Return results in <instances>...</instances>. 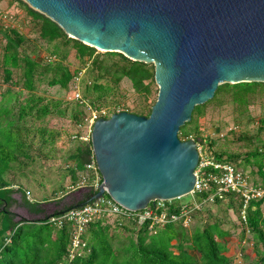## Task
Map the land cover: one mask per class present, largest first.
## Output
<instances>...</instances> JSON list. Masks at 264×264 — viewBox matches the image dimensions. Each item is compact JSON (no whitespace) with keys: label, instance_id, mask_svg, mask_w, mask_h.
I'll list each match as a JSON object with an SVG mask.
<instances>
[{"label":"trees","instance_id":"1","mask_svg":"<svg viewBox=\"0 0 264 264\" xmlns=\"http://www.w3.org/2000/svg\"><path fill=\"white\" fill-rule=\"evenodd\" d=\"M12 1L25 7L32 18L34 30L51 49L45 58H40L37 49L28 51L26 36L17 28L6 26L0 17V88L6 86V90L0 93V264H235V255H226L229 249L226 239L230 237V232L223 228V222L219 218L206 211L210 203L220 204L224 200L235 208L241 225L238 240L241 243L240 256L247 264H264V197L250 203L246 220L243 221L240 214L241 201L231 193L207 200L209 192H202L195 194L193 200L189 196L187 200L181 198L165 202L169 212L175 214H179L181 205L189 206L192 210L189 214L191 222L194 219L200 222V226H194L191 230L183 226L182 220L169 222L162 228L154 227L152 232L149 230V222L138 224L137 220L122 217L109 224L105 218L100 217L87 224L79 238V247L73 249L76 228L65 215L78 209L75 208L77 205L89 201L97 190L91 186L75 205L64 206L48 214L45 205L49 200L31 201L22 186L15 187L7 178L8 173L24 172L35 162V148L28 141V117L41 120L53 112L60 116L65 114L64 110L58 108L59 102L43 103V98L36 97L34 91L37 84L46 82L50 88L67 91L70 85L79 82L83 72L87 74L91 80L84 84L81 100L75 101L71 116L79 125L85 117L86 106L96 112L106 108L111 111V115L129 112L148 117L157 99L151 105L145 104L143 108L133 111L125 101L117 97V92L121 82L127 80L133 91L146 102L151 95V86L155 83L154 65L130 60L118 52H99L68 37L55 22L22 0ZM15 87L19 88L17 93L12 92ZM22 91L29 94L24 100H20ZM258 92H264L263 82L218 85L211 100L195 106L190 122L179 130V139H194L207 150L205 140L199 136L197 124V118L203 113V109L219 102L222 94H229L238 115L248 117L250 98ZM97 118L106 119L108 116L100 115ZM237 128L238 125L236 129L234 127L229 130V141L248 144L259 141L258 135L248 136L246 132L238 135L240 130ZM257 129L258 133L264 131V116L260 118ZM39 132L45 143L46 130L41 128ZM228 133L222 138H229ZM75 137L78 138L79 135ZM215 143L216 140L210 142L211 146ZM211 146L208 147V158L213 162L228 163L236 169L254 165L261 184L264 185V152L259 151L264 143L244 157L216 153L211 150ZM93 157L90 140L82 141L75 148L70 156L73 165L68 166L66 171L71 187L77 188L81 182L78 174L82 177ZM207 171L215 172L213 167ZM88 182L94 183V179H89ZM64 192L65 188L60 186L53 195L65 194ZM15 194L20 195L19 200L14 198ZM104 197L109 198L107 194ZM193 202L198 203L199 207L195 208ZM90 203L92 202L88 204ZM16 204L41 217L16 220L17 216L11 210ZM248 249L254 254L252 260L246 254Z\"/></svg>","mask_w":264,"mask_h":264},{"label":"water","instance_id":"2","mask_svg":"<svg viewBox=\"0 0 264 264\" xmlns=\"http://www.w3.org/2000/svg\"><path fill=\"white\" fill-rule=\"evenodd\" d=\"M68 37L154 65L158 95L148 117L97 119L90 142L99 188L130 212L189 196L198 143L179 130L220 84L264 83V0H23Z\"/></svg>","mask_w":264,"mask_h":264},{"label":"rangeland","instance_id":"3","mask_svg":"<svg viewBox=\"0 0 264 264\" xmlns=\"http://www.w3.org/2000/svg\"><path fill=\"white\" fill-rule=\"evenodd\" d=\"M0 17L6 26L15 27L26 36L28 51L34 48L37 49L40 58L47 56L51 46L39 38L37 31L33 28L32 18L28 15L23 5H20L17 1L0 0ZM1 52L0 48V64ZM90 80L91 78L83 72L79 82L75 85H70L67 91L50 88L46 82L37 84V89L34 91L36 97L43 98V103H47L48 101L59 102L58 108L64 110L65 114L64 116H60L58 113L53 112L41 120H36L33 116L28 117L26 122V127L29 131L28 141L32 142L35 148L33 152L35 162L28 166L24 172L18 173L13 171L7 174V178L15 187L22 186L27 191L28 198L31 201L43 202L44 200H49V203L45 205L48 214L64 206L75 205L89 191V188L93 186L92 182H88L89 179L95 178L93 172L86 170L82 174V177L81 174H78L80 175L81 182L77 188L70 186V177L66 172L67 167L73 165L70 156L75 151V148L82 143L79 137H83L84 139L89 130L92 129V111L89 106L85 107V117L81 125L76 123L71 117L75 107L74 93L77 91L82 95L84 84ZM5 90L6 86H1L0 93ZM18 91L19 88L17 87L12 88L13 93H17ZM157 95L158 86L154 83L151 86V95L145 102L143 98L133 91L127 80L121 82L117 92V97L125 101L127 106L133 111L143 108L145 104L151 105L157 99ZM28 96L29 94L26 91H22L20 100H24ZM250 99L251 104L248 108V117H240L238 115L229 94H222L219 102L209 104L203 109V113L197 118L199 136L205 140L204 145L207 148V150L205 149L206 152L203 149V154H210L208 147L211 146L210 142L213 140H216V143L211 146L213 152L240 155L241 157H244L246 153L253 151L257 146L264 143V131L258 133L257 129L260 118L264 116V92H258L251 96ZM110 113L111 111L108 109L102 108L96 115L108 116L109 118L111 116ZM237 125L239 126L237 130H240L238 135H242L244 132L248 136L258 135L259 141L255 140L249 144L243 141H229L231 140V135L228 132L231 128L235 127L236 129ZM41 128L46 130L45 143L39 132ZM227 133L229 138L225 139L221 137V134L226 135ZM77 135H79L78 138L75 137ZM50 140L53 142L50 143ZM253 166L240 167V169L248 173L251 181L260 183L261 178ZM60 186L65 188V194L57 193L53 195V192ZM14 198L19 200L20 195L15 194ZM183 198L187 200L189 196ZM58 201L59 203H57ZM206 208V211L208 210L210 214L223 222V228L231 234L226 239L229 248L226 255H235V264H247L240 256L239 247H241V243L238 240L241 225L236 216L235 208L230 207L225 200L220 204L210 203ZM11 210L16 214V220L18 221L41 217L30 213L26 208L17 204L12 206ZM262 210L264 211V204L262 205ZM194 226H200V222L194 219L187 225V228L191 230ZM246 254L250 256L249 259L252 260L254 258V254L250 249L246 251Z\"/></svg>","mask_w":264,"mask_h":264},{"label":"built area","instance_id":"4","mask_svg":"<svg viewBox=\"0 0 264 264\" xmlns=\"http://www.w3.org/2000/svg\"><path fill=\"white\" fill-rule=\"evenodd\" d=\"M75 101L81 100L79 92L74 93ZM96 111H92L91 128L94 122L98 119ZM91 130L83 137H79L84 142L90 140ZM223 134H221V137ZM199 150V164L195 170L196 181L194 188L189 196L193 200V196L197 193L209 192L207 200H212L215 196L221 197L224 193H231L239 198L241 201V218L246 220V212L252 201H257L264 197V185L254 183L250 180V176L242 169H236L233 165L228 163H215L208 158L207 154H203V147L198 143ZM260 152H264V146L260 147ZM206 152V151H205ZM213 167L215 172L207 171L208 168ZM86 170L93 172L95 175L93 188L98 190L100 183V175L96 167L94 157L92 161L86 166ZM171 202V201H169ZM193 206L198 208L199 205L193 202ZM190 210L187 204L181 205L179 214L170 213L168 207L163 201H155L142 211L130 212L115 203L110 197L104 196L100 199L86 204L81 208L69 211L65 217L74 223L76 228L73 235V249L80 245V236L89 222L97 218H105L109 224L115 221L116 218H127L137 220L138 224L149 222V230L154 231V227H164L169 222H176L182 220L183 226L191 222L189 216Z\"/></svg>","mask_w":264,"mask_h":264},{"label":"flooded vegetation","instance_id":"5","mask_svg":"<svg viewBox=\"0 0 264 264\" xmlns=\"http://www.w3.org/2000/svg\"><path fill=\"white\" fill-rule=\"evenodd\" d=\"M81 200H82V198L79 201H81Z\"/></svg>","mask_w":264,"mask_h":264}]
</instances>
